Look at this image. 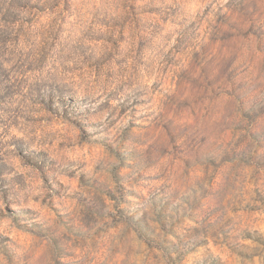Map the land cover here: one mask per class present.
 I'll return each instance as SVG.
<instances>
[{"label":"rangeland","instance_id":"rangeland-1","mask_svg":"<svg viewBox=\"0 0 264 264\" xmlns=\"http://www.w3.org/2000/svg\"><path fill=\"white\" fill-rule=\"evenodd\" d=\"M0 264H264V0H0Z\"/></svg>","mask_w":264,"mask_h":264}]
</instances>
